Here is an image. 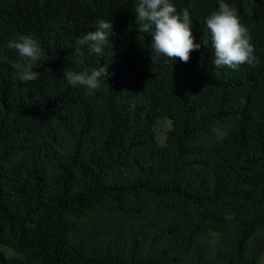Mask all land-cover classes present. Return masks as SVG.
<instances>
[{
  "label": "trees",
  "instance_id": "trees-1",
  "mask_svg": "<svg viewBox=\"0 0 264 264\" xmlns=\"http://www.w3.org/2000/svg\"><path fill=\"white\" fill-rule=\"evenodd\" d=\"M138 2L0 0V264H264V0H225L260 61L239 69L213 63L219 0H170L201 44L186 63L155 55ZM99 20L109 42L79 64ZM100 67L91 95L64 77Z\"/></svg>",
  "mask_w": 264,
  "mask_h": 264
},
{
  "label": "clouds",
  "instance_id": "clouds-1",
  "mask_svg": "<svg viewBox=\"0 0 264 264\" xmlns=\"http://www.w3.org/2000/svg\"><path fill=\"white\" fill-rule=\"evenodd\" d=\"M245 11L249 16L253 14L251 8H246ZM135 12L139 31L152 35L151 47L157 57L165 56L172 60L179 58L186 63L190 59V53L201 48L200 43L194 42L192 20L187 8L182 10L181 15L177 14L176 7L170 0H139ZM206 26L211 34L215 66L239 69L242 64L253 67L259 65L260 61L251 43L250 29L241 22L235 7L225 0H219L218 10L206 18ZM112 31V21L99 20L94 31L78 39L74 51L81 59L77 63H84V46H87L90 53L102 56V49L109 42ZM7 48L15 49L22 58L23 62L16 65L19 78L24 82L36 80L38 72L33 68L43 56L37 40L24 35L18 41H9ZM107 75L105 67L93 69L90 73L87 69L80 72L64 71V77L70 85L83 87L89 95L101 87V78Z\"/></svg>",
  "mask_w": 264,
  "mask_h": 264
},
{
  "label": "rangeland",
  "instance_id": "rangeland-1",
  "mask_svg": "<svg viewBox=\"0 0 264 264\" xmlns=\"http://www.w3.org/2000/svg\"><path fill=\"white\" fill-rule=\"evenodd\" d=\"M170 126H171V120H169V119H161L159 121V123L157 124V126L155 127L156 128L157 137H158V141L160 143H164L165 142L167 130L169 129ZM4 248L8 249L7 246H5Z\"/></svg>",
  "mask_w": 264,
  "mask_h": 264
}]
</instances>
